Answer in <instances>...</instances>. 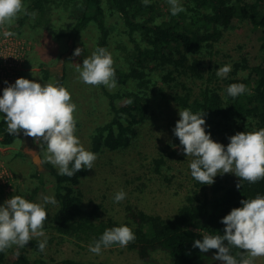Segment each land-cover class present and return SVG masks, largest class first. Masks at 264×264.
Segmentation results:
<instances>
[{
	"label": "trees",
	"instance_id": "trees-1",
	"mask_svg": "<svg viewBox=\"0 0 264 264\" xmlns=\"http://www.w3.org/2000/svg\"><path fill=\"white\" fill-rule=\"evenodd\" d=\"M52 1L23 0L26 10L17 17L14 31H19L27 18L34 17L35 22H40ZM263 1L184 0L181 5L186 11L173 16L169 9L159 12L155 3L145 6L142 0H57L65 8L71 23L66 30L54 31L56 37L74 41L89 25H94L98 31L94 50L103 47L108 51L115 23L110 18H114L121 22L123 32L132 43L131 46L120 45L124 61L121 65H113L117 89L110 91L103 85L99 86L107 98L110 117L92 129L91 150H113L130 144L137 135L140 117L147 111L150 98L147 86L156 82L154 78H159L167 86H180L182 92L174 94L173 98L181 110L188 108L194 114L206 112L203 117L205 131L215 142L231 124L238 132L264 128ZM239 21H247L260 31L262 56L254 62L246 52L241 53L237 59L231 60L232 70L228 76L220 78L216 70L221 62L204 67L202 53L207 51L212 55L223 31ZM179 75H184L192 85L187 79L179 80ZM42 76L47 79L49 70L42 68ZM232 83H243L248 91L232 98L226 93ZM121 98L124 101L119 103ZM6 129L4 114L0 113V144L3 145L11 144L16 138ZM162 162V157L154 159L155 171L159 170ZM47 165L57 207L53 212L45 209V228L52 227L60 238L74 237L93 244L106 229L126 225L135 235L127 246L135 249L144 261L151 260L153 252L162 251L168 255L170 264H221L214 258L216 250L202 253L193 247L194 241H202L203 235H223L225 225L221 220L224 216L233 208L241 207V200L254 199L258 194L264 196V179L254 184L242 181L241 188L237 189L238 177L229 181L228 176L218 174L212 185H201L191 176L189 168L190 188L184 202L172 216L164 218L160 214L128 206L127 218L123 221L112 217L96 219L91 217L94 210L85 212L79 189L85 169L69 178L59 175L52 164ZM40 173L37 169L31 173L39 183L25 188L15 185L12 196L19 195L35 202L43 184ZM38 242L33 238L27 244L29 246L18 248L17 256L10 262L6 259V251L0 252V264H109L105 260L47 258L39 251ZM30 246L34 255L26 251ZM238 251L231 249L234 255Z\"/></svg>",
	"mask_w": 264,
	"mask_h": 264
},
{
	"label": "rangeland",
	"instance_id": "rangeland-1",
	"mask_svg": "<svg viewBox=\"0 0 264 264\" xmlns=\"http://www.w3.org/2000/svg\"><path fill=\"white\" fill-rule=\"evenodd\" d=\"M183 1L179 0V3ZM151 3L156 4L159 12L169 9L167 0H151ZM261 7L264 9V1ZM110 19L115 23L111 30L108 52L112 55L113 65H121L124 58L121 56L120 45L131 46L132 43L123 32L121 22L119 20L116 22L114 18ZM70 23L71 19L67 16L65 8L54 0L48 5L45 18L40 22L37 23L34 17H30L20 26L19 31H14L13 25L9 29H13L26 45L25 70L22 77L42 85L52 82L67 88L71 93L72 102L77 105L74 114L77 120L75 135L86 150L92 151L90 148L92 129L109 119V105L99 86L87 85L78 79L76 64L82 65L83 59L94 51L98 31L94 25H89L74 41L54 35V31L66 30ZM259 35L260 31L255 30L250 23L239 21L233 27L223 31L221 39L215 44L212 55L203 51L202 65L206 67L215 62H221L217 67L218 70L219 67L230 65L231 60L237 59L241 53L245 52L254 62L259 61L262 56L259 49ZM77 47L83 49L80 56L73 55ZM42 68L50 72L47 79L42 76ZM178 79L187 78L179 75ZM155 80L156 82L149 83L147 86L150 94L149 105L145 114L140 117L137 135L130 144L113 150L103 148L94 152L97 159L93 164V169H85L79 189L82 191L85 212L94 210L92 218L112 217L123 221L127 218L128 206L168 218L184 202L191 183L188 171L191 158L183 154L179 139L173 132L180 118L178 110H181L173 95L182 91L177 84L170 83L173 86H167L159 78H154ZM187 81L189 85H192L189 79ZM116 89L117 85L109 90L115 91ZM122 101H124L123 98L119 100V103ZM235 127L231 124L227 129L225 128L218 136L217 142L226 147L230 142L228 138L238 132ZM1 138L0 134V141ZM0 147L2 161L12 175V189L15 185L25 188L39 183L37 178L31 175L37 169L42 172L40 174L43 184L37 193L35 203L43 204V196L55 198L52 176L47 163L43 164L44 168L38 169V158L37 163L33 160V157L40 152V147L33 138L26 137L21 132L11 144H0ZM40 155L42 158V153ZM157 157H162L163 162L159 170L155 171L154 159ZM224 175L228 176L229 181L236 179L233 173ZM0 189V206H2L8 197L4 189L1 187ZM121 190L127 194L126 198L116 203L113 199L114 195ZM44 207L53 212L57 203L55 205L46 204ZM44 231L47 245L43 252L39 251L47 258L72 257L93 261L105 260L109 264H170L166 252H153L152 259L144 261L135 249L112 245L102 249L97 255L89 251L91 243L74 237L60 238L50 226L44 227ZM43 239L44 237L39 238V240ZM26 251L34 255L31 246ZM17 253L16 246L7 249V261L15 259ZM254 264H264V257L257 258Z\"/></svg>",
	"mask_w": 264,
	"mask_h": 264
},
{
	"label": "clouds",
	"instance_id": "clouds-1",
	"mask_svg": "<svg viewBox=\"0 0 264 264\" xmlns=\"http://www.w3.org/2000/svg\"><path fill=\"white\" fill-rule=\"evenodd\" d=\"M142 3L147 6L151 0H142ZM167 3L173 16L186 11L179 0H167ZM25 10L23 0H0V27L10 28ZM3 35L10 37L15 33L4 31ZM82 51L77 47L73 55L80 56ZM113 64L111 53L98 47L83 59L82 65L76 64L78 79L87 85L114 89L116 79ZM231 70V65H224L216 70V75L226 78ZM246 91L248 89L243 83H232L226 89L227 95L232 98ZM76 110L71 93L59 83L42 85L21 77L15 83L8 84L0 96V113L4 114L7 133L18 136L23 132L24 136L33 138L40 147V152H36L34 158H38V166L51 163L58 169L59 175L69 178L83 169H93L97 159V155L86 150L75 135ZM178 115L180 118L173 132L179 139L183 154L191 158V176L201 185H212L218 174L227 173L239 178L237 189L241 188L242 181L254 184L264 179V128L237 132L228 138L230 142L225 147L206 133L205 111L194 114L184 108L178 110ZM126 195L123 190L117 192L114 202L123 201ZM56 203L53 196H43V204L30 202L19 195L4 201L0 206V252L13 246L24 248L33 238L39 240L44 237L38 242V249L43 252L47 245L44 231L47 212L44 205ZM240 203L241 207L233 208L222 218L221 223L225 225L223 235H203V240H195L193 247L202 253L216 250L214 258L221 264H254L257 258L264 257V196L258 194L254 199L247 198ZM134 239L132 229L126 225L109 228L89 245V251L99 255L104 248L114 244L123 248ZM232 248L240 251L234 255Z\"/></svg>",
	"mask_w": 264,
	"mask_h": 264
},
{
	"label": "built area",
	"instance_id": "built-area-1",
	"mask_svg": "<svg viewBox=\"0 0 264 264\" xmlns=\"http://www.w3.org/2000/svg\"><path fill=\"white\" fill-rule=\"evenodd\" d=\"M4 31L14 32L13 30L7 28V26L0 27V96H2L3 89L7 87L8 84H13L15 83L16 79L22 77V74L25 70V43L20 40L19 36L15 32V35L5 37L3 35ZM0 187L4 189L8 199L12 197V175L2 161L1 147Z\"/></svg>",
	"mask_w": 264,
	"mask_h": 264
},
{
	"label": "water",
	"instance_id": "water-1",
	"mask_svg": "<svg viewBox=\"0 0 264 264\" xmlns=\"http://www.w3.org/2000/svg\"><path fill=\"white\" fill-rule=\"evenodd\" d=\"M34 158L35 157H33V160H34ZM34 162H36L37 163V160H34ZM42 168H44V166L42 165V166H39V168L38 169H42Z\"/></svg>",
	"mask_w": 264,
	"mask_h": 264
}]
</instances>
